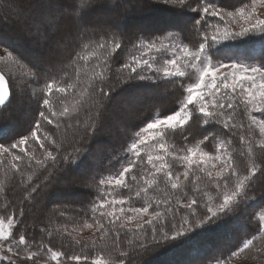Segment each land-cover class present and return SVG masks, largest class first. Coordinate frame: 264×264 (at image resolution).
<instances>
[{
    "label": "snow or ice",
    "instance_id": "obj_1",
    "mask_svg": "<svg viewBox=\"0 0 264 264\" xmlns=\"http://www.w3.org/2000/svg\"><path fill=\"white\" fill-rule=\"evenodd\" d=\"M162 2L166 6H179L181 10L187 7L194 13L189 20L202 42L197 48H190L181 39L183 29L168 32L158 39L138 37L132 44L138 54L130 55L127 62L122 63L117 79L123 85L131 81L171 82L182 90V99L174 110L163 114L157 111L133 133L125 155L118 161L119 170L99 178L98 196L91 204L90 216L80 225L72 228L66 224L47 225L39 228L41 236L36 238L24 224V208L10 207V202L5 200L0 205L3 210L0 214V264H125L123 258L129 253L121 247V231L133 221H138L135 223L138 232L150 226L155 239L156 224L161 219L169 213L175 215L181 208L195 215L200 198H204L206 215L197 221L198 225L212 223L233 211L239 201L252 199L248 190L253 178L257 174L264 175V160L257 163V152L264 153V63L245 64L230 57L227 62L213 63L208 50L249 34L264 36V14L260 12L264 9V0H250L234 11L219 6L216 0H197L195 4L190 0ZM86 3L87 0H81V8ZM59 11L56 0H38L29 25L34 38L47 42L55 34ZM123 47L115 33L110 38H89L70 61L71 73L66 71L60 79L47 78L42 87L33 89L34 97L39 93L38 109L29 134L8 145L0 143V171L6 177H21L20 185L28 192L25 200L36 191L35 187L29 188L33 175L24 179L25 169L47 167L48 161L57 160L54 151L61 148L55 132L45 130L43 125L54 129L71 127L65 121L86 109L84 132L85 135L94 133L103 119V101L110 98V92L105 90L111 68L109 60ZM5 53L0 56V62L11 61L26 76L39 81V70L28 68L7 48ZM160 53L167 55L161 58ZM93 59L96 63L90 64ZM125 70L126 75L123 74ZM11 97L9 78L0 72V108L6 107ZM241 108L247 123L237 117ZM194 118L200 121L207 134L189 144L188 127ZM79 123L77 120V125ZM169 134L179 135L184 141L183 147L169 142ZM233 137H238V147ZM206 142L214 143V153L205 150ZM75 151L79 153L81 149ZM237 156L249 161L243 172L238 167ZM63 159L67 161L70 157ZM3 184L0 181V192L4 191ZM133 198L142 200L143 206H131ZM161 206H164L162 210ZM146 216L148 219H144ZM259 222L260 230L264 231V211L259 212ZM186 224H189L187 216L182 218L176 235L184 231ZM84 230L92 231L91 239L78 238ZM164 235L166 237L167 233ZM56 237L61 241L60 249L51 243ZM77 247L76 254L62 250ZM252 247L253 239H247L231 257H239ZM89 250L95 255L86 254ZM254 252L264 255V244L254 247Z\"/></svg>",
    "mask_w": 264,
    "mask_h": 264
},
{
    "label": "trees",
    "instance_id": "obj_2",
    "mask_svg": "<svg viewBox=\"0 0 264 264\" xmlns=\"http://www.w3.org/2000/svg\"><path fill=\"white\" fill-rule=\"evenodd\" d=\"M69 1H72V4L67 7V9L71 12H75L74 17L77 18L76 20L79 22L81 27L77 29L76 38L71 40V42L67 43L64 47L65 55L57 62V64L51 65L43 62L38 64L32 59L39 60L40 62V54L32 57L31 54L28 55L25 50L19 49L10 42L0 39V56L6 55L5 48H7L9 51L13 52L14 57L20 60L21 63L25 64L32 70H39L41 73L39 81H35L26 76L24 71L18 69L12 62L9 64L0 62V72H4L9 78L10 87L12 89L11 100L6 107L0 108V137H5L4 139H0V143L8 145L16 139H19L21 136L29 134L33 121L37 118L38 109L37 97L39 96V93H37V97H34L32 95L33 89H39L42 87L47 78L55 77L60 79L64 76L66 71L71 73L72 68L69 66L70 61L74 58L75 53L81 50L83 44L89 42V38L92 40H97L101 37L110 38L113 33H115L117 39L122 41L124 45L123 49L112 56L109 60L111 65L108 73L109 77L111 76V71H113L116 77L121 75V73L118 72V69L121 67L122 63L127 62L130 55L138 54L135 49H132V44L136 42L138 37L143 39H158L161 36L167 35L168 32L176 33L183 29L181 39H183L184 43L188 44L190 48L195 49L198 47L199 43L202 42L200 35L192 28L190 20L187 22L188 26L183 27L171 24H162L161 26H154V28H147L148 30H135L134 28L132 31H128V23H125L123 26H117L118 24H114L111 28L102 29L98 26L94 27L91 21L84 20L85 16L89 15V13L94 10L93 8H96L95 3L97 0H87L85 6L80 9L76 8L78 4L81 5V0H68V2ZM22 2L23 4L26 3L25 0ZM140 2L149 7L153 6L160 9H168V11H178L188 19L195 15L190 12L187 7L181 10L179 6H166L162 0H140ZM196 2L197 0H190V3L192 4H195ZM216 3L226 10H235L236 8L243 6L245 3H250V0H238L236 2L216 0ZM98 6H100V4ZM76 13H79V15ZM208 51L213 59V63L218 60L227 62L229 57L232 59H239L240 62L245 64L264 63V36L249 34L247 37L230 39L228 41H224L219 46L210 48ZM166 55L167 53L159 54L161 58ZM89 63L94 64L96 63V60H90ZM9 66L14 68V73L11 72ZM126 73L127 70H125L123 74L126 75ZM13 75L18 77L20 80L19 93H27V96L30 97L31 103L33 104L31 115L27 119L26 123L23 124L20 121L16 128H13V126L11 128L9 122L7 120H3V115H5V112H8V108L10 107L9 105L12 103L16 93L14 90ZM134 87L144 89L143 91H145L144 93L146 96L149 95V92L147 91H150L151 93L155 92V94L158 93V96H156V100L152 101V103L145 107L143 116L137 124L131 127L127 131V134L123 137L115 139L112 144L110 143V150L101 151L100 156L96 157L95 160L89 158V155L86 153V150L91 149L90 146H87V149H82V143L79 144L78 142V144L75 143L73 145L68 142V138H70V136L72 138H76V135H71L75 130L77 131L80 129L84 131V122L87 120L86 110L79 113V115L85 113V118L81 121V123H79V125H77V116H74L71 120L65 121V123L70 124L71 127L62 126L60 129H54L52 126L44 124L43 126L45 130L55 132L57 143L61 144L59 151H54V154L57 155V160L55 162L48 161L47 167L45 168L34 166L33 168L25 169V180L27 175H33V180L29 185V188H36V191L32 192L27 200H25V197L28 196V192L20 185L21 177L19 175L11 178L6 177L3 171H0V181L4 182V191L0 192V205L7 200L10 202V207L22 206L25 211L24 224H33L30 205L34 202H39V198H37V196H40L39 194L44 190V188L51 185V183L56 180L55 177L61 174L62 171L72 169L80 173L81 169V174L85 176V182L87 183L84 197L81 200H71L64 194L58 195L57 197L59 200L57 202H49L51 213L49 212L45 215L47 216V218L45 217V223L47 220L48 222L46 225L43 223V225H51L55 227L66 224L69 228H72L73 226H76L75 220L88 219V216H90L89 209L91 204L98 196L97 182L99 178L114 174L119 170L120 164L118 161H120L125 155V149L129 141L132 139L133 133L140 127L144 126V124L149 121L157 111L163 114L174 110L178 101L182 99V90L179 86L167 81H161L156 84L151 82L131 81L127 85H123L119 83L117 79L113 82L112 87L108 86L105 90L108 91L109 89L110 98H112L115 92H121L123 90L124 92H129L131 90L133 92ZM160 89L162 90L161 93L164 94L159 97ZM55 95L59 96V94ZM60 99H63V97H60ZM103 103L105 105L103 112L110 110L109 104L107 102ZM59 106V99H57V109ZM237 117L241 122L247 123V117L244 115L243 108L238 111ZM101 121L97 124L96 131L94 133L90 132L91 136H94L95 133L98 132ZM188 132L191 134L188 140L189 144L194 143L198 139H202V137L207 134L205 128L201 126L200 121L196 118H194V120L190 123ZM91 136L85 135L84 138H87L89 141ZM168 140L171 143H175L178 147H183L184 145V141L179 135L173 136L170 134L168 136ZM79 141L83 142V139L80 138ZM233 141L238 147V137H233ZM203 147L205 150L212 147L211 151L213 153L215 152V145L212 142H206ZM76 148H80L82 150L77 153L75 151ZM262 154L263 153L258 151L257 157H260ZM64 156H69L70 159L65 161L63 159ZM236 160L237 164L239 163V169L243 172L245 170L244 167L248 164V160L239 156L236 157ZM261 160L264 159L257 158V161ZM261 177L262 174H257V176L253 178L251 187L248 190V196L252 197L251 200H249L245 205L241 203L243 200L239 201L233 211L229 212L227 215H221L212 223H206L203 225L197 224V221L203 219L206 215V209L203 206L204 204H199L198 206L200 210H198L197 206H195V215H189L187 209L181 208L175 213V215L169 213L165 218L161 219L156 224L157 231L155 239H153L150 226H146L145 230L140 232L136 231L135 227L127 226L121 231V247L129 253L127 257L123 258L125 260V264H130V262L133 261L132 259L137 256H141L143 259L144 256L148 257L144 264H217V261H219L220 264H264V255H259L254 252V247L264 244V231L260 230L259 222V212L264 211V191L262 194H259V196L253 197V188L256 184V180ZM49 182L50 184L47 185ZM262 186L264 187V184ZM13 188H18L19 193H14ZM122 194L127 195V192H123ZM22 201L23 203H21ZM200 201L204 202V198H200ZM131 206L142 207L143 201L133 198ZM173 206L175 205L173 204ZM163 207L164 206H161V210ZM154 209L155 206L153 209H150V211ZM62 212L64 213L63 216L60 215ZM2 213L3 210L0 209V214ZM238 213H241L243 216L240 218L242 219L241 221L237 220ZM185 216H187L189 220V224L186 225L190 226V221H193L197 224V226L196 228H193L191 225L192 228L190 230H185L186 227L183 225L184 231L180 235H176L177 229L182 224V218ZM35 219L37 218L35 217ZM146 219H148V217ZM237 224H241L243 228H240ZM173 225L176 227L174 228ZM34 226H36V224L29 226L30 230L35 233L36 238H40L41 233L39 229H36ZM38 226L40 228L41 224H38ZM21 227L23 226L21 225ZM129 228L133 229V231H128ZM17 230L19 231V229ZM165 233H167L166 237L164 235ZM131 234H140L142 238L138 241L129 240L132 241V243L129 244L128 240L123 239ZM78 238L81 239L79 236ZM247 239H253L252 250L241 253L239 257H231V253L241 247L243 242ZM54 240H58L59 244H54ZM51 243L54 248H61V241L59 237L53 238ZM62 250L68 252L69 254L78 253V250L72 252L70 248H64ZM88 253L95 255V253L91 250H89ZM168 257H171L172 260L163 262V259Z\"/></svg>",
    "mask_w": 264,
    "mask_h": 264
},
{
    "label": "rangeland",
    "instance_id": "obj_3",
    "mask_svg": "<svg viewBox=\"0 0 264 264\" xmlns=\"http://www.w3.org/2000/svg\"><path fill=\"white\" fill-rule=\"evenodd\" d=\"M22 1L23 0H0V39L10 42L19 49L25 50L28 55L31 54L32 57L34 55L38 56V54H40V62L39 60L32 59L38 64H41L42 62L49 63L51 65L57 64V62L65 55L64 47L67 45V43H70L71 40L76 38L77 29L81 27L79 22L76 20L77 18L74 17L75 12H71L67 9V7L72 4V1L68 2V0H56V3L59 2L58 5L60 10L58 13L60 17L58 29L47 42L42 39L38 40L34 38L29 30L31 14L34 12L38 0H25L26 3L24 4ZM114 1L115 0H97L95 3L96 8H93L94 10L89 13V15H86L84 20L91 21L94 27L98 26L102 29L111 28L114 24H118L117 26H123L125 23H128V31H132L134 28L135 30H148L147 28H154V26L157 27L161 26L162 24H171L178 27L188 26L187 22L189 19L178 11H168V9H160L153 6L149 7L144 3H141L140 0ZM228 1L236 2L238 0ZM99 4L100 6H98ZM9 5H11V8H9ZM80 8L81 5L78 4L76 9ZM260 12L264 14V9H260ZM175 15L179 17H176ZM236 30L239 29L237 28ZM10 62L11 61L7 62V64ZM9 67L11 72L14 73V68L11 66ZM116 80V75H114L113 71H111V76L107 81V87H112L113 82ZM13 81L14 90L16 93L12 103L9 105L10 107L8 108V112H5V115H3V120H7L11 128L12 126L13 128H16L20 121L23 124L26 123L27 119L31 115L33 104L31 103L30 97L27 96V93H19V78L13 75ZM133 89V92L132 90L129 92H124V90L121 92H115L112 98L105 99L103 101L109 104L110 110L103 112V119L98 132L95 133L94 136H91L90 133L88 134L91 136L89 141L87 138H84L85 132L79 129L77 131L75 130L71 134L76 135V138H72L70 136V138H68V142L72 143L73 145L75 143L78 144V142L79 144L82 143V149H87V146H90L91 149L86 150L87 152H85L92 160H95L96 157L100 156L101 151H109V145H111L115 139L123 137L125 134H127V131L131 127L135 126L141 119L145 107L152 103V101L156 100V96H158V93L155 94V92L151 93L150 91H147L149 92V95L146 96L144 93L145 91H143L144 89L142 88L134 87ZM161 91L162 90L160 89L159 97L164 94L161 93ZM84 118L85 113L77 116V120H79L80 123L84 120ZM80 138L83 139V142L79 141ZM211 148H209L207 151L213 153ZM257 158L264 159V153ZM259 162L260 161H257V163ZM246 168L247 166L244 167L245 170ZM175 170L182 171V169ZM81 172V169L80 173L72 169L64 170L61 172V174L55 177L56 180H54L51 185H49L50 182L47 184L49 186L44 188V190L39 194L40 196H37V198H39V202H34L30 205L32 210L31 213L33 224H28L29 226L36 224L34 227L39 229L38 224H41L40 228L44 227L43 223L45 225L47 224L48 220L45 223L47 218L45 215L50 212V203H55L59 200L57 197L58 195L64 194L71 200H81L84 197L87 183L85 182V176H83ZM181 179H183V177H181ZM263 184L264 175L256 180V184L253 188V197L259 196V194L263 193ZM13 192L16 194L19 193V189L13 188ZM248 201L249 200H243L241 203L245 205ZM199 204H204V202L200 201ZM197 208L200 210L199 206H197ZM35 217L37 219H35ZM241 217H243L242 214L238 213L237 220L241 221ZM146 218L147 216L144 217V219ZM82 222L83 219L75 220L76 226L80 225ZM137 222L138 221H133L127 226L135 227V223ZM191 225L193 228H196L197 226L195 222L190 221V226L184 225L186 227L185 230H190L192 228ZM237 226L243 228L241 224H237ZM79 237L83 240H89L92 238V231L84 230L79 234ZM141 238L142 236L140 234H131L123 240L138 241ZM53 242L56 245L59 244L58 240H54ZM70 250L72 252L78 250L77 252H79L78 247L76 249ZM86 254L92 256V254H89L88 252ZM147 258V256H144V259L141 256L134 257L130 264H144L147 261ZM171 260L172 258L168 257L163 259V262H168Z\"/></svg>",
    "mask_w": 264,
    "mask_h": 264
}]
</instances>
